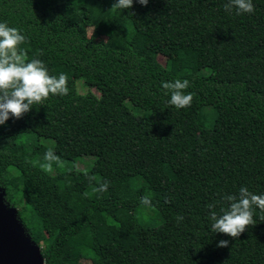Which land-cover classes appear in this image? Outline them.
<instances>
[{
    "label": "trees",
    "instance_id": "obj_1",
    "mask_svg": "<svg viewBox=\"0 0 264 264\" xmlns=\"http://www.w3.org/2000/svg\"><path fill=\"white\" fill-rule=\"evenodd\" d=\"M116 2L0 0L26 60L68 78L67 95L0 125L5 204L44 264H264L260 209L239 238L211 229L241 187L264 195V0L242 15L229 0ZM176 79L193 94L183 109L161 84ZM47 151L59 157L51 170ZM140 206L160 226L140 224Z\"/></svg>",
    "mask_w": 264,
    "mask_h": 264
},
{
    "label": "clouds",
    "instance_id": "obj_2",
    "mask_svg": "<svg viewBox=\"0 0 264 264\" xmlns=\"http://www.w3.org/2000/svg\"><path fill=\"white\" fill-rule=\"evenodd\" d=\"M142 6H147L149 0H136ZM133 7V0H117L113 8L128 10ZM225 11L236 15L254 12L252 0H229L225 4ZM26 37L16 28L9 27L6 23H0V125H4L10 117L19 120L23 114L31 111L34 105L42 104L51 95L63 96L68 94L67 76L49 74L45 64L39 59L26 60V52L20 49ZM165 95L170 94V105L177 109H183L191 105L193 94H185L189 87L187 80L176 79L172 82H161ZM44 159L49 161L44 165L51 170V161H58L52 151L45 153ZM107 189V183L101 186L99 191ZM240 197L229 196L230 207L221 209L222 214L212 213L211 229L215 234H223L232 239L246 231L250 225H254L253 213L255 208L264 212V195H255L246 187L239 190ZM142 204H150V199L141 198ZM211 207V205H208ZM183 217H177L182 220ZM229 241L221 240L218 248H227Z\"/></svg>",
    "mask_w": 264,
    "mask_h": 264
},
{
    "label": "water",
    "instance_id": "obj_3",
    "mask_svg": "<svg viewBox=\"0 0 264 264\" xmlns=\"http://www.w3.org/2000/svg\"><path fill=\"white\" fill-rule=\"evenodd\" d=\"M16 217V210L5 204L0 191V256L15 264H44L40 248L26 236Z\"/></svg>",
    "mask_w": 264,
    "mask_h": 264
},
{
    "label": "rangeland",
    "instance_id": "obj_4",
    "mask_svg": "<svg viewBox=\"0 0 264 264\" xmlns=\"http://www.w3.org/2000/svg\"><path fill=\"white\" fill-rule=\"evenodd\" d=\"M88 33H89L88 35H91L92 30L91 29L88 30ZM77 82H78L77 83L78 84L77 85L78 92L80 94L85 93L86 89L81 86L82 81H77ZM3 142L4 143L0 142V152L1 151L7 152L8 147H10V146L6 141H3ZM13 152L15 154H18V155L19 154L23 155V152L19 148H16ZM92 160H93L92 157H81L75 162V167H77L78 169H81V170L88 169L92 164ZM0 191H1V188H0ZM134 214H135L137 221L147 228H156V227L160 226V224L162 222V219L160 218L158 213L154 209L149 208V207L140 206L135 210ZM81 264H90V262L82 261Z\"/></svg>",
    "mask_w": 264,
    "mask_h": 264
}]
</instances>
